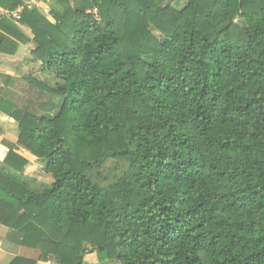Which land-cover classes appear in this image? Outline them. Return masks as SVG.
<instances>
[{
    "label": "trees",
    "instance_id": "1",
    "mask_svg": "<svg viewBox=\"0 0 264 264\" xmlns=\"http://www.w3.org/2000/svg\"><path fill=\"white\" fill-rule=\"evenodd\" d=\"M53 1L52 21L0 20V54L32 44L60 85L26 81L61 100L52 117L0 96L17 132L0 227L38 252L9 264H264V0ZM107 160L126 170L103 186L90 173Z\"/></svg>",
    "mask_w": 264,
    "mask_h": 264
},
{
    "label": "rangeland",
    "instance_id": "2",
    "mask_svg": "<svg viewBox=\"0 0 264 264\" xmlns=\"http://www.w3.org/2000/svg\"><path fill=\"white\" fill-rule=\"evenodd\" d=\"M39 3L41 4L39 5L41 10L44 11V13L47 15L48 20L52 21L53 19L51 11L56 8L54 1L39 0ZM183 4V1H181L176 7L180 8L183 6ZM37 6H32V8ZM2 12H4L5 14H1ZM6 13L9 12H6L5 10L0 8V20L3 17L7 19L10 18ZM13 20L18 21L15 19ZM236 23L241 29H245V23L242 19L239 18ZM25 33L30 36L29 33ZM153 34L156 36V38L161 39L159 33H157L156 31H153ZM31 45L32 44L23 45L26 47L25 50L21 52L22 56L26 58L30 56L28 51L30 50ZM35 62L36 61L33 62L32 60L28 59L25 62L21 58L20 60H18V62H6L7 68H5V71L14 73L16 76L15 82H17V85L14 88L15 91L10 94H8L7 92L6 97H8L10 99V102L15 104L16 106H30L31 110L38 113V115L53 117L60 109L61 100L57 97L52 96L48 92H42L38 87L29 84L26 79L28 76H30L36 81L44 83L52 89H56L60 85V81L57 80V78L53 75L43 72L41 70V67ZM2 84H5V76L0 75V85ZM12 130H15V128L12 127ZM3 143L5 144V142H2V144ZM25 157L29 161V167L26 169L24 176L30 188L36 191H42L48 188L52 183V179L49 175H46L43 172V162L31 156L30 154H25ZM125 170L126 165L124 162L107 160L102 167L93 165L92 172L90 174L91 178L99 182L101 185L106 186V184L108 183H111L113 181L116 182L115 178L120 177V174ZM86 259L89 263L97 264V257L94 253L93 255L90 254V256L87 255Z\"/></svg>",
    "mask_w": 264,
    "mask_h": 264
},
{
    "label": "crops",
    "instance_id": "3",
    "mask_svg": "<svg viewBox=\"0 0 264 264\" xmlns=\"http://www.w3.org/2000/svg\"><path fill=\"white\" fill-rule=\"evenodd\" d=\"M41 5L38 0V8H40ZM41 9V8H40ZM24 32L29 33L27 30H24ZM26 46L19 45L17 54L15 56H7L4 54H0V75L5 76V84L0 85L1 93L0 96L4 98L5 100L10 102V99L6 97L7 92L8 94L12 93L15 91V86L17 85V82H15V74L10 73L5 71V68H7V63L8 62H18V60L23 59V61L32 60L33 62L36 61L35 63L38 64L41 67V70L45 72L46 74H50L46 72L43 69L42 64L34 59V57L31 55V50L33 46L31 45L29 52L28 58L24 57L21 55V52L25 50ZM19 53V54H18ZM7 62V63H6ZM13 68V67H12ZM27 78H32L28 76ZM34 79V78H32ZM13 104V103H12ZM15 105V104H14ZM16 106V105H15ZM19 107V106H17ZM19 108L31 110L30 106H22ZM12 123L11 119L3 114L0 113V142L11 144V145H16L17 143V132L15 130H12ZM2 142L0 143V167L2 166V163L4 161V158L6 157L8 150L4 147L5 144ZM18 155L25 157V154H29L23 149H18L16 151ZM32 156V155H31ZM27 160V159H26ZM0 264H9L14 258L16 257H23V258H29V259H37L38 257V252L36 250H32L30 248H24L19 245V243L16 240V236L14 235L13 232L8 230L5 227H0ZM93 255V254H91ZM90 256V255H88ZM87 255L85 257V262L87 264H94V263H89L88 260L86 259ZM87 260V261H86ZM42 264V263H40ZM49 264V263H47Z\"/></svg>",
    "mask_w": 264,
    "mask_h": 264
},
{
    "label": "built area",
    "instance_id": "4",
    "mask_svg": "<svg viewBox=\"0 0 264 264\" xmlns=\"http://www.w3.org/2000/svg\"><path fill=\"white\" fill-rule=\"evenodd\" d=\"M22 3H23L22 6H20L14 13H6L8 17L15 19V20H19L20 14L22 13V11L25 8L31 9L32 6H37L38 0H24ZM1 14H5V13L2 12Z\"/></svg>",
    "mask_w": 264,
    "mask_h": 264
}]
</instances>
